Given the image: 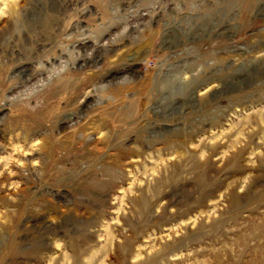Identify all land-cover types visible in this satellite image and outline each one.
<instances>
[{"label": "rangeland", "instance_id": "obj_1", "mask_svg": "<svg viewBox=\"0 0 264 264\" xmlns=\"http://www.w3.org/2000/svg\"><path fill=\"white\" fill-rule=\"evenodd\" d=\"M0 264H264V0H0Z\"/></svg>", "mask_w": 264, "mask_h": 264}, {"label": "water", "instance_id": "obj_2", "mask_svg": "<svg viewBox=\"0 0 264 264\" xmlns=\"http://www.w3.org/2000/svg\"><path fill=\"white\" fill-rule=\"evenodd\" d=\"M121 32H123V31H121Z\"/></svg>", "mask_w": 264, "mask_h": 264}]
</instances>
